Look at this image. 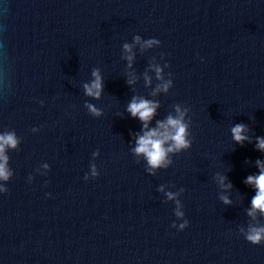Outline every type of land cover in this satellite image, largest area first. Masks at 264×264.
<instances>
[{"label": "water", "instance_id": "1", "mask_svg": "<svg viewBox=\"0 0 264 264\" xmlns=\"http://www.w3.org/2000/svg\"><path fill=\"white\" fill-rule=\"evenodd\" d=\"M94 69L99 99L83 87ZM133 97L158 105L147 129ZM176 105L192 145L149 174L136 140ZM6 131L20 143L0 180V264H264V244L245 240L264 227L245 183L264 164V0H0Z\"/></svg>", "mask_w": 264, "mask_h": 264}, {"label": "clouds", "instance_id": "2", "mask_svg": "<svg viewBox=\"0 0 264 264\" xmlns=\"http://www.w3.org/2000/svg\"><path fill=\"white\" fill-rule=\"evenodd\" d=\"M137 42L139 37H136ZM160 43L159 40L152 38L145 42V47H151L153 44ZM124 48L126 51H130L129 45L125 44ZM131 56L128 57L131 60ZM157 76L159 78L160 68L155 69ZM92 76L94 79L90 84H84V92L87 96L99 99L103 91V80L99 74V71L94 69L92 71ZM132 83V81H128ZM171 82H166L163 85V89L166 91ZM41 105L43 101H40ZM89 112L94 116H100L101 110L96 108L92 104L85 105ZM158 107L156 103H153L145 99H137L133 97L132 101L129 103L127 111L131 114L132 117L138 118L143 122L144 129L148 128V122L152 119L155 109ZM188 109L185 108L184 111H181L179 105H176L177 116L169 115L164 122H157V128L149 129L144 132V134L136 140V147L133 149L136 155H143L147 162L146 170L149 174H154L155 169L157 168H167L169 164L172 163L168 159L169 153H179L182 150H188L192 145L191 133L188 131L189 123L184 122V116L187 113ZM37 128H33L32 131H37ZM247 131L244 124H236L231 129L232 138L237 144H243L245 140L248 139L243 133ZM167 142L168 146L165 147ZM20 143L15 132H4L0 134V180L4 181L5 184L10 180V177L13 176V171H11L7 165L9 157L5 154L6 148L16 149ZM256 147L259 150L264 151V138L257 137ZM257 168L260 169V174L258 176H248L245 183L250 185H255L257 190L256 195L252 199V210L249 212V215L259 209V211L264 214V164L261 161L257 160ZM45 167H48L45 165ZM99 175L95 166L92 167L91 178L95 179ZM89 176L86 174L84 180L87 181ZM32 177L29 176V182H31ZM223 182V177H221V183ZM5 184H0V194L8 192ZM231 187V185H229ZM48 194H46L47 196ZM169 200H174L176 194L167 193ZM224 203H230L227 198H224ZM177 210L175 211V217L182 219L183 222L177 225L175 222L172 223L173 228L178 230H183L188 226V221L184 219V212L180 211V202L177 200ZM245 240L252 245L264 244V227H250L248 232L245 234Z\"/></svg>", "mask_w": 264, "mask_h": 264}]
</instances>
